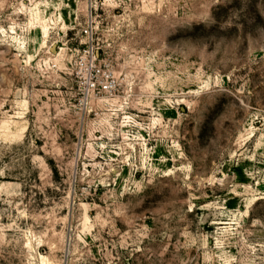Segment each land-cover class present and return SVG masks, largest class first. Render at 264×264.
Instances as JSON below:
<instances>
[{"label":"rangeland","instance_id":"374dc122","mask_svg":"<svg viewBox=\"0 0 264 264\" xmlns=\"http://www.w3.org/2000/svg\"><path fill=\"white\" fill-rule=\"evenodd\" d=\"M0 264H264V0H0Z\"/></svg>","mask_w":264,"mask_h":264},{"label":"built area","instance_id":"2783aa9c","mask_svg":"<svg viewBox=\"0 0 264 264\" xmlns=\"http://www.w3.org/2000/svg\"><path fill=\"white\" fill-rule=\"evenodd\" d=\"M93 86H95V85H93Z\"/></svg>","mask_w":264,"mask_h":264}]
</instances>
